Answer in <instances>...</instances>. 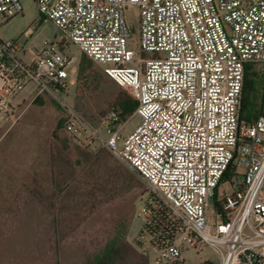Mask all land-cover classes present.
Listing matches in <instances>:
<instances>
[{
	"label": "built area",
	"instance_id": "2783aa9c",
	"mask_svg": "<svg viewBox=\"0 0 264 264\" xmlns=\"http://www.w3.org/2000/svg\"><path fill=\"white\" fill-rule=\"evenodd\" d=\"M34 3L37 21L64 38L37 50L0 39V120L15 117L17 95L32 85L31 98L60 109L59 129L76 144L105 149L136 174L147 191L135 239L153 264H264V115L239 117L245 67L264 64V0ZM21 10L0 0V24ZM69 44L135 102L140 121L128 135L113 128L115 111L93 123L68 104ZM203 247L217 262L183 256Z\"/></svg>",
	"mask_w": 264,
	"mask_h": 264
},
{
	"label": "rangeland",
	"instance_id": "374dc122",
	"mask_svg": "<svg viewBox=\"0 0 264 264\" xmlns=\"http://www.w3.org/2000/svg\"><path fill=\"white\" fill-rule=\"evenodd\" d=\"M18 1L21 13L0 24V39L18 38L33 50L63 40L51 22L37 21L34 0ZM130 18L136 32V10ZM28 27L33 33L24 40ZM67 52L76 60L68 104L93 123L111 110L118 115L114 91L128 95L74 45ZM252 72L255 107L248 121L264 115V64H252ZM32 89L17 95L12 120H0V264H153V254L135 239L145 184L107 150L76 144L57 127L60 109L46 96L32 99ZM139 121L133 112L118 115L113 128L124 137ZM183 256L217 262L208 247L199 257Z\"/></svg>",
	"mask_w": 264,
	"mask_h": 264
},
{
	"label": "trees",
	"instance_id": "16d2710c",
	"mask_svg": "<svg viewBox=\"0 0 264 264\" xmlns=\"http://www.w3.org/2000/svg\"><path fill=\"white\" fill-rule=\"evenodd\" d=\"M252 73H253L252 64H249L245 67L244 70L241 104L239 110V117L247 121H248L247 115L250 114L255 107L254 94H253L254 93L253 81L250 77ZM114 95H115L116 105L118 106L119 109L118 110L119 116L129 115L134 111L136 104L132 99H130L128 96H126L117 89L114 91ZM60 125L61 122L59 121L57 127L60 128ZM226 177H228V173H226L223 176V180Z\"/></svg>",
	"mask_w": 264,
	"mask_h": 264
}]
</instances>
